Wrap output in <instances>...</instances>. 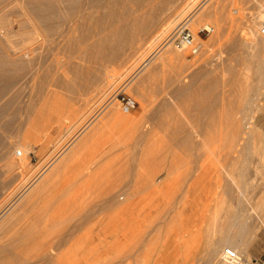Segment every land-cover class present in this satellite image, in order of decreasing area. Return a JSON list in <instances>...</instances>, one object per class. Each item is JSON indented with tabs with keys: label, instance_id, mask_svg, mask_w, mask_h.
Wrapping results in <instances>:
<instances>
[{
	"label": "rangeland",
	"instance_id": "obj_1",
	"mask_svg": "<svg viewBox=\"0 0 264 264\" xmlns=\"http://www.w3.org/2000/svg\"><path fill=\"white\" fill-rule=\"evenodd\" d=\"M114 1L0 0V264L264 263V0Z\"/></svg>",
	"mask_w": 264,
	"mask_h": 264
},
{
	"label": "built area",
	"instance_id": "obj_2",
	"mask_svg": "<svg viewBox=\"0 0 264 264\" xmlns=\"http://www.w3.org/2000/svg\"><path fill=\"white\" fill-rule=\"evenodd\" d=\"M237 12V11H235ZM204 30V29H203ZM258 30L262 34H264V18L260 21L258 25ZM209 32L210 30L207 29ZM172 42L174 43L175 47L178 49H189L191 53H197L200 49V46L195 43L194 35L190 29L186 26H181L179 29L176 30L175 34L173 35ZM121 107L123 111L130 112L137 106V101L128 95H123L120 98ZM22 154L21 150L17 151V155L20 156ZM223 258L224 260L233 263V264H264L261 261H256L255 259L249 260H242L241 255L237 252L236 249L232 247H226L223 250Z\"/></svg>",
	"mask_w": 264,
	"mask_h": 264
},
{
	"label": "bare ground",
	"instance_id": "obj_3",
	"mask_svg": "<svg viewBox=\"0 0 264 264\" xmlns=\"http://www.w3.org/2000/svg\"><path fill=\"white\" fill-rule=\"evenodd\" d=\"M118 2H116V1H114V3H112V4H110L109 5V7H110V9L114 6L115 7V5H119L120 6V8L122 7V9H126V8H128V7H130V8H132V10H134V8H135V10L137 11V10H139L140 11V9L142 10V8H144L145 7V5H147L149 2H157V1H166V2H172V1H174V0H117ZM108 4V3H107ZM151 4V3H150ZM118 6V7H119ZM107 9V8H106ZM114 9V8H113ZM121 10V9H120ZM110 12H113V11H110ZM135 12V11H134ZM90 13V12H89ZM96 13V12H95ZM109 14H111V13H109ZM113 14V13H112ZM136 14V13H135ZM81 17V16H80ZM109 17H110V15H109ZM263 18H264V14H263ZM86 19V18H85ZM78 20V19H77ZM77 25V24H76ZM208 25H206L204 28H209V27H207ZM259 31V30H258ZM155 33L157 32V30L156 31H154ZM162 33V32H161ZM260 34H262L261 32H259ZM157 34V33H156ZM262 35H264V34H262ZM157 36V35H156ZM64 38H66V37H64ZM85 38V37H84ZM132 38L133 37H131V40H132ZM154 38V37H153ZM86 40V39H85ZM128 48V47H127ZM132 49V48H131ZM129 50V49H128ZM114 51V50H113ZM116 51V50H115ZM114 51V52H115ZM113 52V55H115L116 53H114ZM125 52V51H124ZM120 53V52H119ZM126 54V53H125ZM107 55V54H106ZM108 57L110 56L111 57V55H107ZM128 56V55H127ZM116 57V56H115ZM107 58V57H106ZM149 62V61H148ZM146 63V62H145ZM259 68H261L262 69V66H259ZM260 69V70H261ZM259 70V69H258ZM257 70V71H258ZM259 74L261 73L260 71L258 72ZM262 74V73H261ZM263 79V78H262ZM111 82H113V81H111ZM110 83V82H109ZM113 84V83H112ZM110 85V84H109ZM112 87V86H111ZM257 94V93H256ZM103 96V95H102ZM181 111V110H180ZM239 118V117H238ZM252 118V117H251ZM241 121V120H240ZM253 118H252V120L250 121L249 120V122H250V124L252 123V125H253ZM248 122V123H249ZM239 129H242V126H241V128L239 127ZM239 129H236V131L237 130H239ZM235 131V130H234ZM197 132V131H196ZM240 132H243V130L241 131L240 130ZM18 150H21V149H18ZM17 150V151H18ZM17 151H16V154H17ZM21 152L23 153V151L21 150ZM22 155V154H21ZM20 155V156H21ZM223 165V164H222ZM38 185V184H37ZM241 194L243 193V191L241 192V190L239 191ZM243 195V194H242ZM121 199V198H120ZM242 201V200H241ZM243 203V202H242ZM249 207V206H248ZM243 208V207H242ZM249 210V209H248ZM254 210V209H253ZM244 211V210H243ZM250 211H251V209H250ZM241 213V212H240ZM257 217V216H256ZM232 218H234V220L236 219L234 216L232 217ZM92 219V218H91ZM263 219V218H262ZM262 219H261V222H262ZM231 220V219H230ZM245 220V219H244ZM233 221V220H232ZM231 221V222H232ZM236 222H235V224H236V226H237V220H235ZM240 222H242L241 220H240ZM246 222H247V220H246ZM246 222H245V224H246ZM233 224H231V223H229V225H230V227H232L233 225H234V221L232 222ZM243 223V222H242ZM239 224V223H238ZM232 225V226H231ZM243 226V225H242ZM244 227L245 228H247L246 227V225H244ZM244 227H242L243 228V230H244ZM241 230V229H240ZM244 233V232H243ZM26 234V236H28V234H30V233H25ZM30 235H32V234H30ZM72 236V235H71ZM226 236V235H225ZM234 237V236H233ZM240 237H242V236H240ZM222 238V237H221ZM73 239V238H72ZM233 239L232 238H229V237H224L223 238V242L224 241H226V243L228 244V245H230V246H233V248H235L236 247V245H235V243L232 241ZM73 241V240H72ZM69 242V241H68ZM223 242H221V243H223ZM67 243V242H66ZM237 243V242H236ZM65 244V243H64ZM66 245V244H65ZM73 245V242L71 243V246ZM69 247V246H68ZM226 247H228V246H226ZM226 247H224L223 248V250L226 248ZM50 251V250H49ZM222 255H223V251H222ZM224 257V256H223ZM243 261L245 260V259H243V258H241ZM226 261V260H225ZM230 263V262H229ZM230 264H233V263H230Z\"/></svg>",
	"mask_w": 264,
	"mask_h": 264
}]
</instances>
